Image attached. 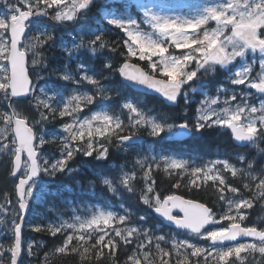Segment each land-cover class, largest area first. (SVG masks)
Segmentation results:
<instances>
[{
    "label": "snow or ice",
    "instance_id": "1",
    "mask_svg": "<svg viewBox=\"0 0 264 264\" xmlns=\"http://www.w3.org/2000/svg\"><path fill=\"white\" fill-rule=\"evenodd\" d=\"M90 2L91 0H16L15 4H11L8 0H0L7 9L0 14V92L3 93L4 99L27 97L31 109L34 110L29 115L18 112L14 108L11 112L0 111V121H3L5 125V128L0 129V133L5 131L11 133L10 136L3 137L2 145L3 151L12 157L9 162L10 176L18 172L22 173L13 184L12 191L4 194L3 199L6 203H0V223L5 224L7 232H10L12 236V243L7 249L0 244V264H5L6 251L11 254V264H18V257L24 247L23 215L32 191L26 185L38 171L50 175L63 171L68 161L77 153L84 156L95 155L98 160L107 159L113 137H116L117 147H120L132 136L137 135L140 128H147L149 134L156 136L174 127L170 123L162 124L155 121L130 103L123 105L129 113L127 124L118 117L106 113H94L90 118L81 120L78 118V113L82 105L87 106L93 102V95H72L65 101L62 108H55L51 105L50 97L35 94V86L27 71L26 58L31 55L33 70L37 66H45L44 53L40 49L52 37L39 33L26 36L29 18L34 15H50L57 21H71L75 14ZM144 15L153 30L152 35L137 30L134 20L114 19L109 20V24L119 28L124 34L122 48L119 43L109 44L105 36L96 35L92 39L81 38L75 44V49H86L93 54L104 48L113 53L118 52L123 62L116 70L122 76L155 89L170 101H175L181 86L196 76L197 69L209 64H219L224 67L246 51H264V0H226L218 7H209L203 16L195 19L181 20L178 17L161 16L153 11H146ZM209 21H214L217 26L208 30L205 26ZM168 44L175 47L177 54L169 53V47L166 46ZM133 57H138L140 61H147L151 71H145L130 63V58ZM192 65H195V68H191ZM104 67L110 68L111 64H105ZM81 68V65H77V70ZM251 72V65L237 70L233 74L231 83L246 84L247 87L264 93V60L259 62V72L256 77H252ZM52 74L59 79H72L65 72ZM80 80L92 85L97 84V81L84 71H80ZM73 82L76 81L73 80ZM233 101H236L234 95L225 97L223 101L219 97L204 101L197 108L192 125L183 122L175 127L180 130L181 135L187 134L183 130L189 127L196 131L219 127L230 129L232 138L238 142L251 141L257 137L264 138V103H261L258 109L250 106L247 99H244L233 108L231 107ZM9 103L11 106V101ZM217 104H220L219 108L211 107ZM221 105H227V107ZM57 113L61 118L71 117V121L62 124L64 133L62 137L54 138L53 141L45 140L35 132V127L39 125L42 128L50 120H55ZM257 113L259 115H256ZM126 131L132 134L121 135ZM55 140H59L61 157L49 164L39 157L38 153L43 144L53 143ZM239 159L244 161L243 156ZM153 164L156 169H160L163 164V171L167 175L181 178L172 184L173 189L184 188L191 192L211 182V186L218 192L217 203H226L227 211L218 215L212 207L195 199H186L175 192L162 194L157 190L156 181L152 175ZM137 165L139 172L142 173L140 179L144 182V188L140 191L139 197L142 203L174 222L178 227L188 229L190 235L210 242L208 245L201 246L188 240L173 239L171 248L175 252L176 264H201V258H203L202 264H209V261L211 264H234V261L229 258L235 256L240 259L241 253L245 251L258 252L262 258L261 264H264V230H257L256 227H242L241 223L236 222L245 219V216L241 215V210L250 207L251 203L239 195L240 188L231 186L225 175V173H231L232 177L238 175L247 177L246 171L237 169L235 165L224 160L190 166L187 161L177 158L163 157L162 160L153 158L151 161L147 158L137 159L131 173L121 169L122 175L119 176V183L130 192L135 191L133 182L137 180ZM248 167L250 168L251 164ZM189 168L190 171H188ZM184 179L188 182L184 183ZM250 179L259 180L257 188L261 190V197L264 198V174L250 177ZM102 183L108 185L109 191L112 190L108 179H103ZM244 188L249 189L250 185L245 183ZM226 192L233 194V197L227 196ZM238 195L239 198H236ZM233 209H235V215H232ZM12 213L14 215H11L9 223L8 217ZM117 220L119 224L112 227ZM223 221L229 222L226 227L204 230L209 224L223 225ZM126 224L125 216L117 217L110 212L98 211L91 219L81 222L79 228L71 234L65 231V229L75 228L71 224L62 223L58 226L37 224L28 227L37 233L47 231L53 237L57 234L63 235V242L55 247V253H78L83 260L86 254L92 251L97 257V264H101L99 258L103 256V248L115 250L120 242L125 245L132 242L130 238L138 232V229L120 227ZM110 232H114L115 237H119V241H116L109 234ZM143 235L147 238V244L137 243L136 251L128 257L125 264H154L155 257L149 250H145L151 249L153 242L160 255L159 264H170L173 251L161 246V241H165V237L153 238L147 230ZM238 237L258 238L259 243L237 242L234 246H224L225 242L237 241ZM93 240L94 243L90 244ZM34 246L33 243H28L29 256L36 255L32 251ZM109 255L112 253L110 252ZM193 257L196 258L195 261H192ZM87 258L90 259V257ZM241 264H243L242 260Z\"/></svg>",
    "mask_w": 264,
    "mask_h": 264
},
{
    "label": "trees",
    "instance_id": "2",
    "mask_svg": "<svg viewBox=\"0 0 264 264\" xmlns=\"http://www.w3.org/2000/svg\"><path fill=\"white\" fill-rule=\"evenodd\" d=\"M149 1L172 12L181 13L182 15L186 13L185 9L177 10L175 7L187 0H112L107 4H103L102 0H96L94 5L81 13L73 24L54 25L50 20V15H47V18H43V15H40L42 17L36 21L42 27L41 30L45 31L44 35H51L52 39L40 49L44 53L45 66H42L43 78H40L38 84L39 86H44L42 88L45 91L36 92L35 94L50 97L51 105L55 108H62L65 101L72 95H93L94 100L91 104L82 105L78 113L79 119H84L91 116L92 113L100 111L113 117H118L124 124H127L129 122V113L123 105L130 103L155 121L162 124L170 123L174 127L162 131L156 136L149 134L147 128H140L135 136L142 137V141L135 144H122L120 147H117L116 137H113L107 159L98 160L95 155L84 156L81 153H77L68 161L63 171L48 176L41 174L44 179L43 185L36 190L28 202L30 207L22 229L24 247L19 264H24L25 261L30 264H97V257L92 251L86 254V258L83 260L78 253H55V247L63 242V235L57 234L56 237H53L47 231L37 233L31 231L28 227L29 225L37 224L58 226L63 222L71 221L77 216L89 217L97 209L111 211L116 214L123 213L127 217L126 225L138 229V232L130 238L132 241L130 244L125 245L120 242L115 250L108 247L103 248V256L99 258L101 264H113L114 260L115 264H125L128 257L136 251L137 243L143 242L147 244V238L143 235L145 230L151 233L153 238L164 236L165 241H161V246L169 250H172L171 241L173 239L188 240L201 246L208 245L210 242L207 240L199 239L188 232L178 231L164 225L154 216L153 208L142 203L139 197L140 191L144 188V182L140 179L142 173L139 172L138 165L136 166L137 180L133 182L135 191L130 192L119 183V176L122 175L121 169L131 173L134 170L133 166L137 159L144 160L147 158L151 161L153 158L157 160H162L163 157L177 158L187 161L190 166H200L211 161L224 160L235 165L237 169H243L248 173L247 177L239 175L232 177L231 173H225L230 185L240 188L239 195H242L245 200L251 203L249 208L241 210L245 219L243 221L237 220L236 222L241 223L244 227H256L264 230V198L261 197V190L257 188L259 180L250 179V177L264 174V138L258 137L248 147L239 148L233 144L226 128L212 127L196 131L194 128L189 127L191 134L187 139L183 141L168 140V136L175 130V126L178 123L184 121L188 125H192L197 108L205 98L220 97L226 94L229 89L238 88L237 85L231 83L230 78L232 76L230 74L242 65H248L251 62L249 60L251 54L255 55V52L248 53L247 60H237L234 64H230L227 70L218 64H209L197 69L196 76L188 84L183 85V93L179 98L178 104L173 107L167 106L155 96L136 92L123 84L116 70L123 62V58L118 52L113 53L104 48L93 54L86 49H75V47L68 46L67 41L69 39L72 40L69 34L73 33L74 25L81 21L79 20L81 16H86L94 28V32L88 36L89 39L94 38L96 35H103L109 44L119 43L122 48L123 39L125 38L124 34L119 28L109 24L106 18L112 16L122 20L140 21V17L143 14L140 7L149 4ZM10 2L12 0H9ZM101 9L105 10V12H101ZM208 28L209 26H207ZM32 29L27 30L26 34H34ZM200 34L202 35V32ZM166 46L169 47V53L177 54L174 46ZM130 62L139 64L148 72L151 71L147 66V61H140L138 57L130 58ZM105 64H111V67L106 68L104 67ZM77 65L82 66L81 70H77ZM191 68H195V65H192ZM80 71L86 72L97 81V84L92 85L80 80ZM53 72L68 73L72 79H59L52 74ZM29 74L31 78L34 77L31 72ZM73 80L76 82L74 83ZM190 88L194 90L193 94L190 92L187 94ZM186 94L187 96L185 97ZM248 98L249 105L252 106L259 100L252 91ZM186 99H189V101ZM8 102L9 99H4L3 93L0 92V111H9ZM25 102L26 100H23L12 104L18 109ZM27 111L31 113L34 110L29 106ZM70 121L71 117L65 116L61 118L57 113L55 120H50L43 125L46 135L45 140L53 141L54 138L59 139L57 135L61 133L62 124ZM124 134L131 135L132 133L129 131L121 133V135ZM103 142L107 143V141ZM41 150L44 154L61 155L59 140L43 144ZM241 156L244 157L243 162L239 159ZM249 164H251L250 168L248 167ZM145 168H147V165H145ZM190 170L189 168L188 171ZM152 175L155 178L157 190L162 194L166 195L175 192L187 199H195L212 207L218 215L227 211L226 203H217L218 192L216 188L211 186V182H208L201 189H194L189 192L184 188H172V184L181 178L175 175H167L163 171V164H161L160 169H156L153 164ZM10 178V173L6 171L5 175L3 174L0 178V190L12 191L15 181ZM103 179L110 181L111 191H109L108 185L102 183ZM183 182L187 183L188 180L184 179ZM245 183L250 185L249 189L244 188ZM225 194L230 198L233 197L231 193L226 192ZM239 195L236 198H239ZM228 223V221H223V225L214 224L212 227H226ZM65 231L69 234L73 232L68 229H65ZM109 234L116 241H119V237H115L114 232ZM11 243V235L3 234L0 238V244H3L5 249ZM28 243L35 245L32 251L36 255H28ZM91 243H94V240ZM224 246L229 245L224 244ZM145 250H149L152 256L155 257L154 264H159L160 255L155 247V242H153L151 249L146 248ZM172 251L173 256L170 259V264H176L175 252L174 250ZM81 252H83L82 248ZM110 252L112 255H109ZM181 252H183V249H181ZM87 257H90V259ZM141 259H143L142 255ZM165 259L168 258L165 257ZM229 259L235 261L234 256ZM195 260L196 258L193 257L192 261ZM4 261L5 264H10V252L6 251L4 253ZM261 261L262 258L258 254L255 264H261ZM202 262L203 258H201V264ZM209 264H211V261H209Z\"/></svg>",
    "mask_w": 264,
    "mask_h": 264
},
{
    "label": "rangeland",
    "instance_id": "3",
    "mask_svg": "<svg viewBox=\"0 0 264 264\" xmlns=\"http://www.w3.org/2000/svg\"><path fill=\"white\" fill-rule=\"evenodd\" d=\"M111 1L112 0H102V3L103 4H107L108 2H111ZM8 2H9V0H8ZM15 2H16V0H12V2H10V3L11 4L12 3L14 4ZM223 2H226V0H198V1L187 0V1L183 2V3H180V5H178L177 7H175V9H177V10H180V9H183V10L185 9L186 10V13L184 15H182L181 13L179 14V13H176V12H172V11L168 10L167 8H165V7H162L160 5H156V4H154V3H152V2L149 1L148 2L149 4H146V5H143L142 7H140L143 14L140 17V21L134 20V21H136L135 28L137 30H139L141 32H144V33H147L149 35H152L153 34V30L151 29V26L147 23L146 17L144 15V13L146 11H153V12H155L158 15H161V16L178 17L181 20H184V19H195V18H198L200 16H203L204 13L206 12V10L209 7H218ZM103 9H104V6H103ZM103 9H101L100 11L104 13L105 10H103ZM6 10H7L6 9V6L3 3H0V14H3L4 12H6ZM76 14H75L74 19L71 20V21H57V20L52 19V18H51V20H54L55 21L56 24L54 23V25H57V24L58 25H64L65 23H67V24H73L77 20ZM45 16H47V15H45ZM106 19L108 21L109 20H114V19L115 20H121V21H133V20H129V19H123L122 20V19L115 18V17L113 18L112 16L107 17ZM79 20H81V21L80 22L78 21V23L76 25H74L75 27H74L73 33H70L69 34L71 36V38H72V40L69 39L67 41L69 47H75V44L81 38H83L85 40L89 39L88 36L91 33L94 32L93 25H92V23H90V20L88 19V17L81 16ZM207 26H209L208 29L211 30V29L215 28L217 25H216V23L214 21H209V23L205 27L207 28ZM30 28H33L32 30H33L34 34L35 33H39V34H43V35L45 34V31H42L41 30L42 27L40 25H38L37 22L30 23L29 24V27H28V30ZM34 34H28L27 33L26 36H28V35H34ZM222 39H223V37H222ZM168 45H170V44H168ZM255 52H256L255 55H252L251 54V57L249 58V60L251 62L248 65H245V64L242 65L240 68L236 69L230 75L233 77V74L237 70H241V69H243V68L248 67L249 65H251V69H252L251 75H252V77H256L257 73L259 72V62L261 60H264V51H255ZM248 53H254V52L253 51H246L242 56H239V57L235 58L231 63L227 64L226 66H224L222 68H224L225 70H227L229 68V65L230 64H234L237 60H239V61L247 60ZM170 54H172V53H170ZM31 60H32V57H31V55H29L28 69H29V72H31L32 74H34L33 75L34 77H32V80H33V84L35 86V90H36V92L45 91V89L42 88L44 86H41V85L39 86V84H38L39 83V80H40L39 77H42L43 78V74L41 72L42 66H37V68L33 70V65L31 63ZM232 77L230 78V80L232 79ZM188 83H189V81L187 83L183 84V85H186ZM237 87L238 88H236V89H229V91L226 92V94H223L220 97L219 96H215L213 98L219 97L221 99V101H223V99L225 97L230 96V95H234V96H236V101H233V103L231 105V107H233V108L237 105V103H242V101L244 99H247V102L249 104V98L248 97L251 94L252 89L250 87H247L246 84H240V85H237ZM249 90H251V91L249 92ZM189 92L193 94L194 93V90L192 88H190L188 90L187 94ZM187 94L185 95V97L187 96ZM209 99H212V98L207 97L202 102L207 101ZM186 100L189 101V99H186ZM261 103H264V95L262 97H259V100L256 102V104L254 106L259 109ZM29 106H30V104H29V100L28 99L18 109H16L13 104L11 105L12 109L14 108L16 111L21 112V113H23L25 115H29L30 114V112L27 111ZM221 106L227 107V105H221ZM250 106H252V105H250ZM211 107L214 108V109H217V108L220 107V104L212 105ZM94 113H103V112L96 111ZM94 113H92V115ZM256 115H259V113H257ZM91 116L86 117V118H90ZM81 120H83V119H81ZM3 128H5V125H4L3 121H1V123H0V129H3ZM35 132L38 135H40L41 137H43L44 139L46 138L44 127L41 128L39 125H37L35 127ZM172 132H171V134H172ZM10 135H11L10 131H5L3 133H0V178L3 176V174L5 175L6 171H8L10 173V163L9 162L12 159V157L7 152L3 151V149H2V145H3V142H4L3 141V137H7V136H10ZM63 135H64V133L62 132V129H61V133H59L57 135V137L60 138ZM41 147L39 149V155L38 156L41 157V158H43L44 160H46L49 164H51L52 162L56 161L57 159H59L61 157V155L55 156V155H49L47 153L44 154L42 152V150H41ZM4 171H5V173H4ZM41 174H45L47 176L50 175V174H48L46 172L40 171L39 178L36 179L35 181H33L32 184L30 185V188H31L32 191H31V195L28 198V202L33 197V195L36 192V190H38L39 187H41L43 185L44 179L41 177ZM10 179H12V178H10ZM1 189H3V188H1ZM0 192H1L0 193V203H6V201H4V199H3V196H4V194L9 193V191L8 190L7 191L0 190ZM245 208L247 209L249 207H245ZM98 211L106 212V213H109V212L110 213H113L111 211L97 209L89 217L77 216L74 219H72L71 221L63 222V224H71V225H74L75 226L74 229H68V230L75 231V229H78L79 228V225H80L81 222H85V221L91 219V217L96 212H98ZM113 214H115L117 217L118 216H125L123 213H118V214L113 213ZM11 215H14V213H12V214L9 215V217H8L9 223H10V220H11ZM232 215H235V209H233ZM241 215H244V213L241 212ZM118 224H119V221L117 220L116 222H114L112 224V227H116ZM120 227H132V226L120 225ZM217 227H219V226H217ZM217 227H212V228H217ZM3 234H6L7 236L8 235H11L10 232H7V229H6L5 224L4 223H0V238L2 237ZM77 234H79V233L77 232ZM240 243H257V242H240ZM235 244L236 243L230 244L229 246H234ZM258 254H259L258 252H256V253H249L248 251H245V252L241 253L240 259H237L234 256V259H235L234 264H241V260L243 261V264H255L256 263V258L258 256ZM24 264H30V263L28 261H25Z\"/></svg>",
    "mask_w": 264,
    "mask_h": 264
},
{
    "label": "water",
    "instance_id": "4",
    "mask_svg": "<svg viewBox=\"0 0 264 264\" xmlns=\"http://www.w3.org/2000/svg\"><path fill=\"white\" fill-rule=\"evenodd\" d=\"M95 2H96V0H91V2L84 9H81L80 11L77 12V16H79L81 13L85 12L86 10L90 9L94 5ZM39 18H40V15L31 16L29 18L28 22H27V26H28V24L30 22H32L34 20H37ZM25 35H26V33H25ZM26 59H27V63H28V57ZM130 63L135 64L138 67H141L139 64H136V63H133V62H130ZM27 71H28V67H27ZM118 75H119V78H120V80H121V82L123 84H125L128 87H130L132 90H134L136 92L143 93V94L150 95V96H155L158 99L162 100L167 106H173L174 107V106H176L178 104V100H179V98L181 96V92H182V89H183L182 86H181V89H180L179 93L176 96L175 101H170L169 99H167L164 95H162L160 92L156 91L155 89L150 88V87H148L146 85L140 84V83H138L136 81H133V80L127 78V77L122 76L119 71H118ZM157 78H159V77H157ZM30 79H31V77H30ZM31 81H32V79H31ZM32 83H33V81H32ZM252 90H253V92L257 96L264 95V93L257 92L254 89H252ZM25 99H27V97H24V98L23 97H21V98H9V101H11V104H12V102H14V101H20V100H25ZM8 110H9V112H11L13 110L12 107L10 106V103L9 102H8ZM181 123H183V122H180L177 125H180ZM227 130H228V132L231 135L230 129H227ZM183 132L184 133H187V134L181 135L180 134V130L176 127L175 128V131L173 132L172 135L169 136L168 139L170 141H183V140H185V139H187L189 137V135H190V129L189 128H186V129L183 130ZM231 137H232V135H231ZM254 140L246 141V142H238V141H236L235 139L232 138V142L234 143V145H236L238 147H241V148L246 147L250 142H252ZM140 141H142V137H140V136H132L131 139H129L128 141L124 142L123 144H135V143H138ZM38 155H39V153H38ZM21 174L22 173H19L18 172L16 175L11 176V178L17 182V179L19 178V176ZM39 176H40V171H38L37 175L34 176V177H32L28 181V185H26V187H30V185L32 184V182L35 181L36 179H38ZM29 207L30 206H29V203H28V200H27L26 208H25L24 215H23V224H24L25 219H26V217H27V215L29 213ZM153 214L164 225H166V226H168V227H170L172 229L178 230V231H183V232H188L189 233V230L188 229L183 228V227H178L174 222L166 219L165 217H163L162 215L158 214L154 210H153ZM211 226H213V224L207 225L204 230L208 229ZM242 227H244V226H242ZM257 230H260V229H257ZM237 242H259V241H258V238L238 237V240L237 241L225 242V244L228 245V244H233V243H237ZM20 259H21V254L18 257V264H19ZM10 264H11V262H10Z\"/></svg>",
    "mask_w": 264,
    "mask_h": 264
}]
</instances>
